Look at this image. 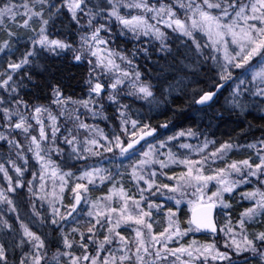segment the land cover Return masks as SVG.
Returning a JSON list of instances; mask_svg holds the SVG:
<instances>
[{"label":"snow or ice","instance_id":"1","mask_svg":"<svg viewBox=\"0 0 264 264\" xmlns=\"http://www.w3.org/2000/svg\"><path fill=\"white\" fill-rule=\"evenodd\" d=\"M37 4L41 6L39 10ZM45 5L49 10H54L50 11L47 19L44 18ZM63 9L67 10L71 23L76 26L79 47H74L65 39L50 38L47 26ZM19 18H22V23ZM34 18L39 19L40 27L38 31L33 29L35 35L29 37L31 47L17 59H12L14 50H17L12 38L17 33L6 26V20L15 23L16 27L29 29ZM85 18L86 24L82 23ZM112 21L116 22L120 36L131 34L130 39L137 42L141 37L154 39L159 42L158 50L162 52L171 51L166 44L167 33L164 29H171L189 38L197 54L205 60L211 59L219 68L220 81L232 80L233 69L242 70L245 77L251 76L250 80L240 79L232 90L231 103L234 108L244 109L240 97L245 94L264 104V0H169L167 3L165 0H97L95 4L91 0H61L59 5L53 0H20L19 3L0 0V30L6 32L8 37L0 40V53L9 56L7 69L0 70V142L17 150L16 156L24 161L23 165H18L15 159L9 157V167L0 163V173L8 185L7 189H0V204H7L12 212L17 211L7 194L25 187L23 177L28 170V160L19 151L24 145L17 138L23 135L28 142V152L32 153L39 165V171L32 173L33 180L27 181L29 193L36 195V178L42 182L41 191L46 187V180L52 182L53 191H45L43 196L38 197L50 205V225L54 226V233H60L56 243L62 245L63 250L57 247L51 257V264H61V257L65 258V264H169V257H174L171 264H197V261H202V264H209V261L213 264L217 261L220 264H264V231L250 234L247 227L255 218L264 217V135L246 145L247 149L253 150V155L231 162L228 154L238 147L231 140L218 147L215 141L208 139L196 147L187 143L179 145L182 149L190 150V153L195 152L199 159H193L191 154L178 155L173 152L169 147L170 142L178 137L197 135L191 128L160 140L158 146L148 142L146 137L154 136L156 129L149 124L141 125L136 119L130 120L129 105L121 99L122 96L136 99L153 97L151 86L141 82V73L134 66L133 59L138 51L147 50L134 47L130 57L112 48ZM196 33L207 37V42L201 44ZM203 48H210L214 54L204 55ZM67 51L73 53V62H86L88 65V79L85 81L88 86L87 97H66L60 84L47 80L38 83L31 73L25 72L33 88H49L51 93L47 105L30 104L20 95V88L27 85L23 79L16 81L14 76L32 65L33 58L39 57L42 52L60 56ZM221 52L223 63L217 55ZM125 87L129 90L125 91ZM224 87L225 83H217L215 91H203L193 102L196 105H210ZM105 100L108 101V107H115L120 131L130 137L128 142L119 134L106 136L97 125L86 122L84 117L108 119L105 115ZM53 105L59 110L58 114L54 112ZM61 117L64 118L63 124L58 122ZM129 122L132 128L130 133L127 127ZM161 127L167 128L168 124ZM137 130L141 133L138 137ZM33 131L38 134H33ZM81 131L88 133L83 141L79 139ZM141 141L147 145L146 150L137 149ZM61 144L67 145L68 159L77 161L113 153L114 159L119 161L115 165L117 169L126 168L125 172L118 174L121 177L127 175L137 192L130 193L122 183L117 188L115 177L106 168L87 166L79 176L72 171H63L51 156L53 152L57 155L65 152ZM165 148H169L166 154L161 151ZM115 150L119 151L118 156ZM137 152L139 158L135 159ZM125 161L128 162L126 165ZM218 162L224 166L214 167ZM171 165L182 166L185 170L178 176L175 173L169 175L165 170ZM9 168L15 172V179L9 174ZM158 176L175 180V183L158 182ZM73 180L74 186L70 184ZM97 180L100 183L108 181L112 187L107 195L90 202L87 194ZM253 182L256 187L241 193L242 200L254 202L252 206L246 208L235 222L225 213V223L218 227L214 210L217 207H231L225 200V194L232 195L241 185ZM211 184L215 185V191L210 189ZM68 187L71 188L74 202L67 212H61L56 204L60 202L62 205L63 194ZM114 196L121 201L118 208L112 206ZM156 196H163L176 205L175 210L167 209V227L158 234L153 232V209L161 210L163 205L154 202L152 198ZM185 202L192 215L187 221L189 226L182 228L177 213ZM82 205H87L86 213ZM33 211L35 215H40L34 205ZM82 215L88 217L85 221L88 225L87 235L79 227L66 230L70 223L79 225ZM44 222L41 219V223ZM122 226L131 228L135 234L134 240L122 234ZM0 229L15 231L3 216H0ZM20 229L22 234L18 243H0V264H48L46 249L49 244L46 240L23 221H20ZM101 229L106 234L102 240H98L97 233ZM190 232H205L213 239L203 244L193 240L184 245L181 240ZM76 233H79V243L75 239ZM220 233L225 237L223 247L227 251L217 247L216 239ZM89 242L96 246L94 253ZM170 243L179 244V247L171 248ZM77 247L83 249L79 255L74 251ZM10 249L13 252L20 250L18 260H9ZM185 256L187 259L182 258Z\"/></svg>","mask_w":264,"mask_h":264},{"label":"trees","instance_id":"2","mask_svg":"<svg viewBox=\"0 0 264 264\" xmlns=\"http://www.w3.org/2000/svg\"><path fill=\"white\" fill-rule=\"evenodd\" d=\"M16 0H14L15 2ZM57 5L61 0H53ZM93 4L97 3V0H91ZM169 2V0H165ZM40 5L37 10L40 9ZM44 18L47 19L50 11L47 6H44ZM133 13H135L133 11ZM103 22V21H101ZM155 23L154 21H151ZM82 23L86 24V18L82 20ZM48 27V33L52 39H65L72 43L74 47L79 46V36L76 32V26L71 23L70 16L66 9H63L60 15L55 16L50 21ZM111 47L119 51H123L131 57L132 49L143 48L147 52L138 51L134 59V66L141 73V82L147 83L151 86L153 97L148 99H136L135 97H121L122 102L129 105L128 115L130 120L136 119L141 125L149 124L151 128L156 129L154 136L147 139L148 142H159L160 140H166L168 136H174L180 131H186L191 128L197 133V142H202L205 139L215 141V146L218 147L225 141L231 140L238 147L234 148L228 154V160H242L247 158L251 149H247L248 143L255 142L258 138L264 135V113L263 110H259L254 105L246 104L244 110L238 108H230L223 103L224 94L227 91L230 84L236 82L242 75V70L233 69V79L225 84V87L220 90L210 105L204 107H197L193 102L194 98H197L203 91L214 90L215 85L220 83L217 79L216 67L214 62L209 59L205 60L203 56L197 54L195 46L191 44V40L187 37H182L179 33H174L171 29H164L167 33L166 44L171 49L170 52L159 51L160 44L158 41L148 37H141L140 41H134L130 39V35L120 36L119 28L113 26ZM3 33L0 34V40H3ZM103 35V34H102ZM196 38L201 44L205 42V36L202 33H196ZM191 49V50H189ZM26 49H24L25 51ZM204 55H211L212 50L210 48H203ZM73 53L71 51L62 52L60 56H52L47 52H42L41 55L34 59V63L27 66L25 69L18 72L14 79L21 81L23 79L24 84L27 87L20 88V95L27 100L30 104H45L50 102L51 93L49 88L41 87L39 90L32 87L30 81L24 75L25 72H29L33 75L36 82L40 83L43 80H47L50 83L60 84L62 91L66 97H72L73 99L86 98L88 92V86L85 81L88 79V65L86 62L77 64L72 61ZM47 69L45 72L44 69ZM3 69H7V66H3ZM223 82V81H222ZM125 91L129 89L125 87ZM247 98V97H245ZM106 110L105 115L108 119H92L85 117L86 121H91L103 130L106 136L111 137L113 134L121 135L125 141L128 135H125L120 131V121L117 119V113L115 107H108V101H104ZM53 110L55 106L53 105ZM60 123H64L63 117L59 119ZM167 123L168 127L163 128L161 125ZM131 123L128 124V129ZM69 127L71 125L69 124ZM139 132V130H137ZM85 137V134L81 135L79 139ZM24 145L21 151L27 158L28 163L26 165L27 171L24 174L23 182L25 187L17 189L14 193H8L10 199L13 200V207L17 211L12 212L7 204H0V216H3L5 220L13 226L15 231L8 229H2L0 232V243L15 244L19 242L20 233L17 230L20 226V221L26 223L31 230H34L38 235H41L42 239H45L49 244L46 251L48 253L56 252L59 246L56 243L59 240L60 233L53 232V227L48 228L44 224L48 222L47 215L41 212L39 216L34 214L33 196L29 193L27 187V181L33 180L32 173L35 172V162L26 149L27 141L23 135L17 137ZM180 138V137H178ZM145 144V143H144ZM170 148L173 152H176V140L170 142ZM65 149L63 144L60 145ZM212 146L210 145V149ZM15 149H10L7 143L0 142V163H5V167H9L7 160L9 157L16 160L18 165H23L24 161L20 160L16 156ZM52 159L55 160L62 170H69L73 173L76 172V163H69L63 155H57L51 153ZM223 163H217L214 167H223ZM168 173L173 174L177 172L175 170H167ZM9 174L15 179V172L9 168ZM0 173V189H7L6 185H3ZM35 181V180H34ZM121 183L126 189L130 191L128 181L123 179ZM100 192V191H99ZM243 191L238 188L237 191L228 195L225 194V200L231 207L224 209V214L221 211H215V218L218 227L221 226L223 219H226L225 213L231 216L235 222L240 214L247 208V204L242 201L241 193ZM245 192V191H244ZM68 190L63 194V206L61 212H64L71 204V196L67 195ZM36 210V206H35ZM187 209L182 208L177 213L182 228H187L189 225ZM35 215V217H34ZM19 216V220L17 217ZM44 219L45 222L40 228L33 226L31 220ZM37 220V221H38ZM83 222L79 225L73 223L67 225L66 230L72 227H79L80 231H83ZM248 230L250 232H258L264 230V217H257L254 223L248 224ZM20 230V229H19ZM155 231L159 229L154 227ZM75 234V239H77ZM212 236L210 234H204L201 232H193L192 238L195 241L205 243L209 242ZM184 242V240H183ZM92 252H95V245L89 244ZM77 255L83 252L82 250H74ZM20 250L16 249L13 252L9 250V260L17 259L20 256Z\"/></svg>","mask_w":264,"mask_h":264},{"label":"rangeland","instance_id":"3","mask_svg":"<svg viewBox=\"0 0 264 264\" xmlns=\"http://www.w3.org/2000/svg\"><path fill=\"white\" fill-rule=\"evenodd\" d=\"M15 2L19 3L20 0H16ZM38 6H39V4L36 5V8H38ZM133 14H135V13H133ZM180 15L183 16V13L181 12ZM19 22L22 23V18H19ZM30 23H31V28L25 29V28L16 27L15 23H13L12 21L6 20V26H8L10 30H12V31H14V32L17 33V35L12 38L13 44L15 45V49H17V50H14V52L12 54V59H17L24 52V49H28L29 47H31L30 42H29V37L35 35V32L33 31V29L36 30V31L39 30L40 22H39V19L38 18H34L33 21H31ZM112 25L118 27L116 25V22L115 21H112ZM1 33H3L2 37H4V39H7L8 38L7 35H6V32H4L3 30H0V34ZM205 42H207V37H205ZM232 47L235 48L236 46L233 45ZM236 50L238 51L239 49L237 48ZM230 51H231V49H230ZM217 55H219L221 57V63H223V59H222L223 53L221 52V53H219ZM8 59H9V56L6 53H0V70H3V66H7ZM215 67H216V70H217V73H216L217 79L221 83L222 81L219 80V68L216 65H215ZM245 78H247L248 80H250L251 79V76L249 75V76L245 77V75L242 72V75L239 77V79H237L236 82H233L232 84L229 85L227 91L224 94L225 96L223 98V103L226 106H228L230 108H234L233 105H232V103H231V101H232V95H231L232 90L236 87V84L239 83V80L240 79H245ZM246 87H250V85H246ZM245 97H247V98H245ZM240 101H241V104L242 105L246 106L247 103L250 104V105H254L255 107H258L259 110H263L262 112L264 113V104H260L258 100H254L253 97H251L250 95L245 94L244 96L240 97ZM70 107H71V105H69V108ZM239 110L241 111V109H239ZM58 111H59L58 109L54 108V112H56L58 114ZM80 111L83 112L84 110L83 109H80ZM88 118L90 119V117H88ZM87 123L94 124L91 121H88ZM128 130H129V133H130L131 132V129H128ZM138 133H140V131L137 132V134ZM33 134H38V133H37V131H33ZM83 134H85V136L88 135V133H85V132L81 131V135H83ZM96 138L99 139V137H96ZM129 139H130V137L128 136L127 139L125 140V142H128ZM196 139H197V137H195V136L194 137L184 136V137L177 138L176 139L177 145H175L176 148H177L176 149L177 154L178 155L191 154V156H192L193 159H199V156L195 152H191L190 153V150H188V149H182V148L179 147V145L182 144V143L191 144L194 147L201 145L203 141L202 142H197ZM80 140L83 141L84 140V137L81 138ZM101 143H106V142L105 141H101ZM144 143L145 142L143 141L137 147V149H139L140 151L146 150L147 149V145L144 144ZM153 144H157V146H158V142H154ZM141 145H143V148H141ZM170 145H172V144H169V147H170ZM64 146H65V152L62 155L67 160V162L72 163V164L73 163H76V172H75V175L76 176H79L80 172L84 169V167H87V166L106 168L115 177V179L117 181V185H116L117 188L120 187L121 181L123 179H125V180L128 181V184H129V187H130V193H136L137 192V189L131 183L130 178L127 175H124L123 177H121L118 174V172H125L126 171V168L125 167H120L119 169H117V167L115 165L117 163H119V161L114 159V154L113 153H104L102 156H91L86 161L85 160L77 161L75 159H68V152H69V150L67 148V145H64ZM27 147H28V142L26 144V149H27ZM168 150H169V148H165V149H162L161 151L166 154L168 152ZM28 153L30 155V158L33 159L32 153L31 152H28ZM53 153H55V152H53ZM253 154L254 153H253V150H252L251 153H250V155H253ZM85 155H87V154L85 153ZM115 155L116 156L119 155V151L118 150H115ZM134 158L135 159H138L139 158V152H137V154H136V156ZM161 158H163V157H161ZM34 162H35V172H38L39 171V165L36 163L35 160H34ZM124 163L126 165L128 162L125 161ZM156 168L158 169V166H156ZM172 169L173 170L177 169V172H176V175L177 176L179 175V173L181 171H184L185 170V169H183L182 166L171 165L170 168L169 169H166L165 171L168 173L167 170H172ZM63 171H69V170H63ZM148 171H151V169H148ZM107 174L108 173H105V175H107ZM168 174L169 175H172L170 173H168ZM32 179H33V177H32ZM1 180H2L3 185L8 186L7 185V182L4 180L3 175L1 177ZM158 182H163V183H168V184H174L175 183V180H171L170 181L165 176H158ZM41 183L42 182L39 180V178H36L35 181H34V184H35V187H36V195L35 196L32 195L33 196V202L36 204L35 205L36 206V211L37 212H41V216H42V212L46 211V213L44 212V215L45 216L47 215L48 222L45 223V224L43 223V224L45 226H48L49 225L50 228H52L54 226H51L50 225V220H51V207L46 202V200H41V199L38 198L40 196H43L45 191H47L49 193H51L53 191L52 182H51V180H46L44 182L46 184V187H45V189L43 191L40 190ZM70 184H72L74 186V180L73 181H70ZM58 185H59V181H57V187H56V191L57 192L59 191ZM256 186L257 185L255 184V182H253L252 184L241 185L239 188H241V190L244 192V191H251ZM111 187H112V184L110 182L105 181L104 183H100L99 180H97V182H96V184L94 186H90L91 191L87 194L89 196V201L91 202V201L96 200L98 197H103V196L107 195L109 193V189ZM209 187H210V189L212 191H215V185L214 184H211ZM66 190H68L67 195L71 196V202L73 203V194L71 192V188L70 187L65 188V191ZM65 191H64V193H65ZM210 194L211 193L209 192V195ZM137 198H138V195H137ZM152 199L154 200L155 203H158V204H162L163 205V208L161 210L153 209V218H152L153 219V232L156 233V234H158L159 232L163 231V229L165 227H167V218H166L167 209L168 208H172L173 210H175L176 209V205H175L174 201H167L165 199V197H163V196H156V197H154ZM242 201L247 204V208L248 207H251L252 206V203H254V202H250V201H247V200H242ZM105 203H107V202H105ZM120 203H121V201L119 200V198L117 196H114L113 197V201H112V206L118 208L120 206ZM62 205H63V202H62ZM62 205H61L60 202H58L56 204V207L62 208ZM70 206L66 210H64V212H67L70 209ZM144 206L146 207V205H144ZM81 207L83 209V212L86 213L87 212V205H82ZM182 208L187 209V211L190 210V207H189V205L186 202L185 203H182L180 205V209H182ZM217 210L221 211V213L224 214V208L217 207L215 209V211H217ZM222 214H221V218H222L223 221L221 222V226L224 225L225 220H226V219H223V215ZM34 217H35V215H34ZM79 219H80V222H83V225H82L83 231L82 232H84L87 235V227H88V225L85 223V221L88 219V217L86 215H82V216L79 217ZM256 219L257 218H255V220ZM37 220L36 221L31 220V222H32L33 226H36V227L40 228L42 226V224H40L41 220L40 221L39 220L37 221ZM254 222H252V223H254ZM72 224L73 223H70L69 225H72ZM49 226H48V228H49ZM154 227L158 228L159 230L158 231H155L154 230ZM19 229H20V226H19ZM19 229L17 230V232H18V234L20 233L19 235L21 236V234H22L21 233V229L20 230ZM1 231H2V229H0V232ZM32 231H34V230H32ZM121 231H122V234L123 235H125L126 237L134 240L135 234H134V232H132L131 228H128L127 226H122ZM145 231H147V230L145 229ZM56 232L59 233V231H56ZM248 232L250 234L251 233H255V231L250 232L249 230H248ZM105 234H106L105 231L103 229H101L97 233V237L96 238L98 240H102L103 239V236ZM192 234H193V232H190L187 236L183 237V239L181 240V243H183L184 245H188L189 243H191L194 240L192 238ZM77 239H78L77 243H79V234H77ZM212 239H213V237L210 238V241H212ZM183 240H184V242H183ZM224 241H225V237H224L223 233H220L219 234V237L216 239V244H217V247L221 251H227V249H225L223 247ZM199 243H201V242H199ZM89 244H91V242H89ZM201 244H203V243H201ZM59 247H61V250H63L62 249V245H59ZM112 247L115 248V245H113ZM157 247H159V245H157ZM169 247H171V248L179 247V244L170 243L169 244ZM76 249L79 250V251L82 250L79 247L75 248L74 250H76ZM55 253L56 252L48 253L46 251V255H47V258H48V264H51V257ZM247 255H250V254H247ZM182 258L183 259H187L186 256L185 257H182ZM60 259H61V264H65V258L61 257ZM172 260H174V257H169V264H171V261ZM197 264H202V261H197ZM209 264H213V262L212 261H209ZM214 264H220V262L217 261V262H214ZM253 264H254V262H253Z\"/></svg>","mask_w":264,"mask_h":264},{"label":"water","instance_id":"4","mask_svg":"<svg viewBox=\"0 0 264 264\" xmlns=\"http://www.w3.org/2000/svg\"><path fill=\"white\" fill-rule=\"evenodd\" d=\"M221 83H228V81L227 82H221ZM216 89H214V90H212V91H215ZM198 98V97H197ZM214 100V99H213ZM212 102V101H211ZM210 102V103H211ZM196 105V104H195ZM197 107H204V106H207V105H196ZM141 133H138L137 134V137L140 135ZM150 137H146V140L147 139H149ZM143 141H141V143H142ZM140 143V144H141ZM139 145H137L136 147H138ZM73 202H74V199H73ZM191 215H192V211H191V209L189 210V213H188V220L191 218ZM214 216H215V210H214ZM201 233H204V234H207V233H205V232H201Z\"/></svg>","mask_w":264,"mask_h":264}]
</instances>
